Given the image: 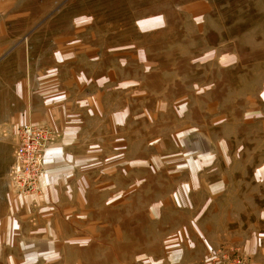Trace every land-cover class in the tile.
I'll use <instances>...</instances> for the list:
<instances>
[{
	"label": "rangeland",
	"instance_id": "1",
	"mask_svg": "<svg viewBox=\"0 0 264 264\" xmlns=\"http://www.w3.org/2000/svg\"><path fill=\"white\" fill-rule=\"evenodd\" d=\"M7 52L69 143L0 264H264V0H0Z\"/></svg>",
	"mask_w": 264,
	"mask_h": 264
},
{
	"label": "crops",
	"instance_id": "2",
	"mask_svg": "<svg viewBox=\"0 0 264 264\" xmlns=\"http://www.w3.org/2000/svg\"><path fill=\"white\" fill-rule=\"evenodd\" d=\"M10 55V52L4 54L0 53V76H8L11 73L10 71L16 67L15 64L9 63ZM5 93H11V95L6 97ZM25 94L26 92L22 85H18L11 91L5 89V86L2 87L0 85V205L5 206L3 210L0 211V230H2L3 227H6L8 229V234H11L16 230L15 228H18L19 231H23V227H19L16 221L22 222L30 219L32 216L36 218L32 213L29 204H25L23 199L14 196L11 191V182L7 177L8 180L5 178V175L10 172L9 165H11L10 163L13 161L10 141L15 135L17 126L28 120V118L44 124L52 123L51 108L45 105L47 107L44 106L42 109H35L33 106L26 105L24 99ZM7 98L15 102L11 104L7 103L9 101ZM68 143V141L63 142V140L56 139L53 140L47 148V165L49 166L50 174H48V179L46 178V184L49 186L51 185L50 189L54 188L53 185L55 186L53 182L59 180L62 173L65 172L62 171V173H60L59 170L68 165L67 163L61 164V162H64L63 159L66 158L64 156V154H66L65 146ZM23 204L25 205L23 206ZM22 225L25 226L24 224Z\"/></svg>",
	"mask_w": 264,
	"mask_h": 264
},
{
	"label": "built area",
	"instance_id": "3",
	"mask_svg": "<svg viewBox=\"0 0 264 264\" xmlns=\"http://www.w3.org/2000/svg\"><path fill=\"white\" fill-rule=\"evenodd\" d=\"M53 136L45 126L31 122L19 125L14 149V165L10 177L19 195L36 196L41 192L40 178L45 162L47 144Z\"/></svg>",
	"mask_w": 264,
	"mask_h": 264
}]
</instances>
